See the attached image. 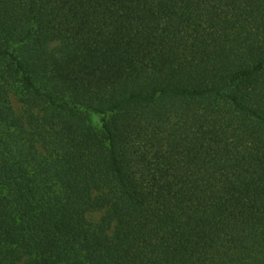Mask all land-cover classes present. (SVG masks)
Segmentation results:
<instances>
[{"label": "trees", "instance_id": "trees-1", "mask_svg": "<svg viewBox=\"0 0 264 264\" xmlns=\"http://www.w3.org/2000/svg\"><path fill=\"white\" fill-rule=\"evenodd\" d=\"M0 264H264V0H0Z\"/></svg>", "mask_w": 264, "mask_h": 264}, {"label": "rangeland", "instance_id": "rangeland-1", "mask_svg": "<svg viewBox=\"0 0 264 264\" xmlns=\"http://www.w3.org/2000/svg\"><path fill=\"white\" fill-rule=\"evenodd\" d=\"M101 214H98L95 216L94 220H98L100 218Z\"/></svg>", "mask_w": 264, "mask_h": 264}]
</instances>
